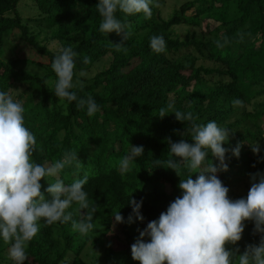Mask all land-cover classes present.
Wrapping results in <instances>:
<instances>
[{"label":"trees","instance_id":"16d2710c","mask_svg":"<svg viewBox=\"0 0 264 264\" xmlns=\"http://www.w3.org/2000/svg\"><path fill=\"white\" fill-rule=\"evenodd\" d=\"M33 2L38 14L24 18L21 8ZM98 0H0V91H9L25 107V126L35 135L37 151L33 159L51 163L62 159L65 151H75L82 166H66L60 177L65 184L89 177L84 190L90 203L97 204L95 227L87 235L71 230V224L47 226L40 221V231L26 248L25 264H138L131 257V245L149 221L158 219L170 202L182 193L179 177L170 169L154 168L151 160L166 157V138L173 142L182 137L187 124L176 121L169 112L159 118V109L174 104L176 110L198 117L197 124L215 120L234 132L228 143V171L218 178L229 189V198H246L249 174L264 172V149L254 155L250 145L264 141V0H190L165 19L154 0L152 15H126L117 10L116 18L131 32L125 42L127 53L112 46L122 36L101 33V17L95 8ZM192 12V14H188ZM203 24L206 28L203 27ZM216 25L213 27L212 25ZM185 25L187 35L176 32ZM190 28H203L199 36ZM244 33L241 40L238 33ZM20 35L39 59L16 53L8 57L6 37ZM162 36L166 52L150 48L152 36ZM229 41L217 48L215 41ZM56 45V48L51 46ZM71 46L75 58L74 81L84 82L78 96L90 94L100 110L92 117L76 102H58L53 95L55 74L51 63L60 47ZM87 56L91 63L85 65ZM106 60L93 77H80ZM33 67V69L31 68ZM41 69L40 72L38 70ZM13 89V90H12ZM236 98L244 107H234ZM241 145L239 158L231 149ZM130 145H142L131 171L121 174L117 162ZM207 160L205 161V164ZM255 165V167H253ZM187 170L182 178H187ZM196 178L195 175L192 177ZM52 181L54 178H46ZM42 180L43 188L48 186ZM245 182L239 192L237 183ZM143 201L144 221L133 217L127 204L130 196ZM72 205L67 211L73 219L80 214ZM120 210L123 224H113L112 213ZM254 225L246 222L242 240L236 245L258 243ZM0 238V264H14ZM233 246H229L232 248Z\"/></svg>","mask_w":264,"mask_h":264},{"label":"clouds","instance_id":"9594fccd","mask_svg":"<svg viewBox=\"0 0 264 264\" xmlns=\"http://www.w3.org/2000/svg\"><path fill=\"white\" fill-rule=\"evenodd\" d=\"M153 4L154 0H98L95 8L101 17L99 31L121 35L122 42L112 46L117 52L127 53L125 42L131 32L116 18L117 10L126 15L143 13L147 19L152 15ZM237 35L241 40L244 38L243 32ZM215 43L217 48H223L229 41ZM150 48L156 53L166 52L164 38L152 36ZM77 55L71 46L60 47L55 55L51 63L56 77L53 95L58 102L75 101L78 109H86L92 117L100 108L90 94H77V89L82 92L85 87L82 80L74 81ZM83 63H91L90 58L85 56ZM78 75L84 77L87 73L81 70ZM232 105L243 108L244 102L236 98ZM25 111L23 103L15 100L9 91H0V238L10 244L8 257L14 264H25L26 248L39 233L40 221L47 226L70 222L73 232L87 235L95 227L93 220L100 210L97 204L90 203L84 190L89 181L87 173L70 184L60 177L66 166L74 162L77 167L82 166L75 151H65L62 159L51 163L42 164L33 159L37 140L25 126ZM169 112L176 121L187 124L180 135H189L191 141L181 138L173 142L171 137L166 138V157L151 163L154 168L175 172L182 194L169 203L158 219L149 221L142 231L138 229L139 237L131 245L132 259L138 264H264V172L249 174L246 198L230 199L229 189L218 173L228 171L229 149L223 145L234 132L219 126L215 120L197 124L198 117L193 112L176 110L172 103L161 107L158 117L163 119ZM250 148L254 155H259V142ZM240 149L238 143L231 149L232 155L239 158ZM144 152L142 145H130L117 162L121 174L131 171ZM184 170L189 173L187 178H182ZM49 177L54 179L49 181L46 179ZM42 180H47L46 188ZM73 204L81 216L78 221L67 211ZM127 204L132 209L127 223H133V217L143 222V201H136L131 194ZM112 217L114 225L126 222L120 210L114 211ZM246 222L254 225L253 235H259L260 239L258 243L246 244L241 252L236 245L242 240ZM230 245L233 247L229 248Z\"/></svg>","mask_w":264,"mask_h":264},{"label":"rangeland","instance_id":"374dc122","mask_svg":"<svg viewBox=\"0 0 264 264\" xmlns=\"http://www.w3.org/2000/svg\"><path fill=\"white\" fill-rule=\"evenodd\" d=\"M190 0H161L159 9L162 11V16L165 19H168L171 17V15L174 13L176 9L180 7V5L188 2ZM28 7L21 8L22 16L24 18H29L33 17L38 14L37 8H34L32 5L33 2L27 1L26 2ZM188 14H192V12H189ZM212 25V24H211ZM213 27H216V25H212ZM203 27L206 28V26L203 24ZM187 29L185 25L179 26L176 28V32L180 35H182V39L186 37L187 35ZM191 31H197L198 35H201V31L204 32L203 28H190ZM6 47L11 49L10 52H8V57H11L13 51L18 55V57L23 58V57H29V58H35L39 59L37 54L32 50L25 42L24 39L17 34H14V36H7L6 37ZM53 49L56 48V45L51 46ZM107 63L106 60L102 61L99 63L96 67H92L89 71H87V77L91 78L93 77L97 72H99L102 68V66ZM33 69V67H31ZM41 69L38 70L40 72ZM260 144V151L264 149V141L261 140L259 141ZM246 183H250V180L246 179ZM236 185H239L238 191L239 192H244L245 191V182L244 183H237Z\"/></svg>","mask_w":264,"mask_h":264}]
</instances>
